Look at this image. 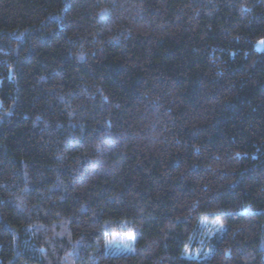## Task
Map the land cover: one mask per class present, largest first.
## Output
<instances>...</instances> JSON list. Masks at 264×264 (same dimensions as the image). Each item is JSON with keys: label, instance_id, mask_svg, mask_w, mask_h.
<instances>
[{"label": "trees", "instance_id": "16d2710c", "mask_svg": "<svg viewBox=\"0 0 264 264\" xmlns=\"http://www.w3.org/2000/svg\"><path fill=\"white\" fill-rule=\"evenodd\" d=\"M261 40L264 0H0V264H264Z\"/></svg>", "mask_w": 264, "mask_h": 264}, {"label": "rangeland", "instance_id": "374dc122", "mask_svg": "<svg viewBox=\"0 0 264 264\" xmlns=\"http://www.w3.org/2000/svg\"><path fill=\"white\" fill-rule=\"evenodd\" d=\"M217 220H204L200 224L201 236L189 247L186 248V256L196 258L199 256L200 251L206 240L217 231L219 228ZM128 230H117L111 231L107 235V246L108 248L116 252H130L133 249V239L128 238Z\"/></svg>", "mask_w": 264, "mask_h": 264}, {"label": "snow or ice", "instance_id": "6c2138e0", "mask_svg": "<svg viewBox=\"0 0 264 264\" xmlns=\"http://www.w3.org/2000/svg\"><path fill=\"white\" fill-rule=\"evenodd\" d=\"M258 43H260V44H264V40H261V41H259ZM218 223H219V222H218ZM127 235H128V238H129V239H133V238H134L132 232H129Z\"/></svg>", "mask_w": 264, "mask_h": 264}]
</instances>
